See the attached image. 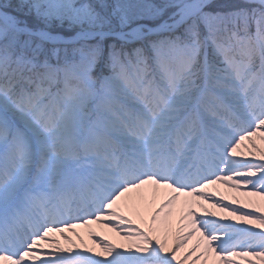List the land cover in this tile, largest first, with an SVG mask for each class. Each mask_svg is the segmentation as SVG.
I'll return each instance as SVG.
<instances>
[{
    "label": "snow or ice",
    "instance_id": "obj_1",
    "mask_svg": "<svg viewBox=\"0 0 264 264\" xmlns=\"http://www.w3.org/2000/svg\"><path fill=\"white\" fill-rule=\"evenodd\" d=\"M261 145L264 0L0 3V264H264Z\"/></svg>",
    "mask_w": 264,
    "mask_h": 264
},
{
    "label": "rangeland",
    "instance_id": "obj_2",
    "mask_svg": "<svg viewBox=\"0 0 264 264\" xmlns=\"http://www.w3.org/2000/svg\"><path fill=\"white\" fill-rule=\"evenodd\" d=\"M154 1V0H152ZM217 1H223V0H217ZM109 3H113L114 0H108ZM149 2H151L149 0ZM0 3H6V0H0ZM249 159H252V157H249ZM216 189H218V191H216ZM211 191H216V196L217 198H219L220 196H224L226 195L225 192H227V196L229 198H232V191L230 192L229 190H227L224 186L222 185H218L216 186V188L211 189ZM239 198L242 201H248L247 197L245 196H241L239 194ZM258 197H252L250 199V201H256ZM212 211H217L216 209H213ZM78 233H80L81 236H83L85 244L90 247L91 244H93V240L99 241V240H103L105 243L107 242H111L113 244H123L124 241L121 239V236L116 233H114L113 231L110 230V228L104 227L101 224H92L90 225L88 228H78L76 230ZM89 232H94L96 235L94 237H90L88 235ZM53 235V234H52ZM67 235H70L72 237L73 240L76 241L77 245H79V250H83L84 245L80 244L79 239L77 238V236L75 235V233H67ZM55 238H57L58 240H60L61 245L63 246H68L66 244V242L58 235V234H54L53 235ZM91 243V244H90ZM77 249H74V251H76ZM100 249L98 248V251ZM189 264H191V262H189Z\"/></svg>",
    "mask_w": 264,
    "mask_h": 264
},
{
    "label": "bare ground",
    "instance_id": "obj_3",
    "mask_svg": "<svg viewBox=\"0 0 264 264\" xmlns=\"http://www.w3.org/2000/svg\"><path fill=\"white\" fill-rule=\"evenodd\" d=\"M261 147H264V145H261ZM227 189V188H226ZM227 190H229L230 192H231V190L230 189H227ZM225 194L226 195H224V197H226L227 199H231V198H229L228 196H227V192H225ZM231 195H232V197H234V196H239V193H231ZM252 197H247V199H248V201L251 199ZM259 197L257 198V200L256 201H259ZM253 201V200H252ZM256 201H253V202H256ZM211 210H213V209H211ZM114 233H116V232H114ZM54 235V234H53ZM54 237V236H53ZM55 238V237H54ZM55 239H57V238H55ZM91 244V243H90ZM63 246V245H62ZM65 247H68V246H65ZM90 247L91 248H96V244H91L90 245ZM43 251H45V252H47V251H51V248L47 245V244H45V246H44V249H43ZM96 251H98V248H96Z\"/></svg>",
    "mask_w": 264,
    "mask_h": 264
},
{
    "label": "trees",
    "instance_id": "obj_4",
    "mask_svg": "<svg viewBox=\"0 0 264 264\" xmlns=\"http://www.w3.org/2000/svg\"><path fill=\"white\" fill-rule=\"evenodd\" d=\"M152 3H159L160 2V0H154V1H152V0H150ZM217 2H220V3H223V2H225V0H223V1H217Z\"/></svg>",
    "mask_w": 264,
    "mask_h": 264
}]
</instances>
